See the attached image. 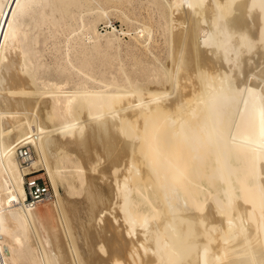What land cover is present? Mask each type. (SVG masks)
<instances>
[{
  "label": "bare ground",
  "instance_id": "obj_1",
  "mask_svg": "<svg viewBox=\"0 0 264 264\" xmlns=\"http://www.w3.org/2000/svg\"><path fill=\"white\" fill-rule=\"evenodd\" d=\"M110 4L144 28L127 58L99 29ZM256 53L264 0H0L6 264H264ZM40 167L57 220L26 203Z\"/></svg>",
  "mask_w": 264,
  "mask_h": 264
},
{
  "label": "rangeland",
  "instance_id": "obj_2",
  "mask_svg": "<svg viewBox=\"0 0 264 264\" xmlns=\"http://www.w3.org/2000/svg\"><path fill=\"white\" fill-rule=\"evenodd\" d=\"M141 1L143 2V4H145L147 2V0H141ZM172 1L173 0H171V1L168 0V2H172ZM164 2H166V1H164ZM138 4H139V2L137 3V1L133 2V7H137ZM114 6L115 5H113V4H110V5L106 6V7L109 8V13L111 14L110 15V19L108 20L110 22V24H109L108 21H106V22L104 21L105 23L101 22L99 29H100L101 34L104 35V38L105 37H111L112 39H117V38L120 39V41H115L116 42L115 43V46L116 47H119V45H120V48H119L120 50L119 49L118 50L117 49H114L113 50V54L121 53V55L123 57H126L127 58L128 57L127 56V53H130V51H135L136 45L138 44V42H136L137 41V38H136L137 37V29L143 30L144 28L142 27V23L141 22H134L133 24H128L126 22H123V20L120 17V12H117L118 10ZM127 6H129V5L127 4ZM132 12H133V16L132 15L131 16L134 17V10H131V13ZM250 20L251 19H249L248 20L249 22H247V23L249 24L251 22L252 24H249V25L252 26L253 25V22H252V20L251 21ZM141 30H139V32H142ZM135 39H136V41H135ZM132 47H134V48H132ZM48 53H50V51H48ZM47 55L49 56V54H47ZM259 55H261V54L256 53V55L254 54V56L252 57V58L255 59V61H256L257 64L255 63V61L248 62V64L251 63V62L252 63H255L259 67V70L258 69L256 70V72L258 71V73H256L254 71L253 74H255V73L256 74H259L261 72L260 70H262L264 68V65L262 64L263 63V57H262L263 55L261 56L262 58H260ZM258 63H260V64H258ZM248 64H247L248 69L247 70L245 69L246 71L244 70V72L246 73V75H249L250 74V71L252 72V70H251L252 68L251 67H253V69H254V66L253 65H255V64H253V65L250 64L249 66H251V67L249 68ZM258 67H255V69L258 68ZM249 69H250V71H249ZM244 72H243V74L245 75ZM244 75H241V77L243 76L242 77V81L243 80L244 81H247L248 80V82H250L251 81V78H252V74L249 75V76H251V78L249 76H248V78H247V76L244 77ZM261 76H262V78L264 77L263 74ZM245 78H247V80ZM242 81H240V82H242ZM1 94L4 95L3 93H1ZM2 103L3 102L0 103L1 104L0 112L1 111H3V112L8 111L7 108H6L7 106L6 105L3 106L4 104L2 105ZM6 122H7V120L5 121V124H6ZM4 126L6 127V128L4 127L5 129H11V128L13 129L14 124L12 123V125H10V126H8V124H6ZM49 128L51 130L53 128V126L50 125ZM10 135H11V137H10ZM10 135H9V137L11 138V140H13V139H15L17 133L15 135L14 134V131H13ZM53 136H56V135L53 134ZM62 139L63 138H61V140ZM34 148L35 147H34L32 141H30L29 143H27L25 145L20 146L19 149L17 150L18 160L22 161L21 160V157H20V152L21 151H29L32 158L38 159V153L36 152V149H34ZM40 168H38L37 170H33L32 171L33 174L28 175V177L26 176V180H28V179H30V180H40V181L44 182L46 185H48L50 187V189L52 191V199L50 201L45 202L44 204L40 205L37 208V211L39 212L40 215H43V214L45 215L46 213H48V215H50L55 220H57L56 219L57 217H55L56 216V213H55L56 212V209H55V206H54V204L57 201V195H56L55 189L53 188V186L51 184V181H50V178H49V176L47 174V171L42 170V167H40ZM26 184H27V182H26ZM60 186H62V185H60ZM60 186H59V193L64 198V196L65 197L67 196V192L65 190L66 188L64 186H62V187H60ZM55 220H54V224H57V222H55ZM5 261H4V258L2 256V254H1L0 255V264H6L7 262H5Z\"/></svg>",
  "mask_w": 264,
  "mask_h": 264
},
{
  "label": "built area",
  "instance_id": "obj_3",
  "mask_svg": "<svg viewBox=\"0 0 264 264\" xmlns=\"http://www.w3.org/2000/svg\"><path fill=\"white\" fill-rule=\"evenodd\" d=\"M20 157L23 160V165H27L31 154L29 151H21ZM28 177V176H27ZM27 200L26 203L33 209L52 199V191L48 185L40 180H27L26 185Z\"/></svg>",
  "mask_w": 264,
  "mask_h": 264
}]
</instances>
